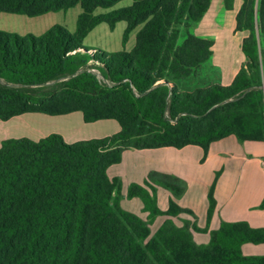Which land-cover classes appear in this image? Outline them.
Returning a JSON list of instances; mask_svg holds the SVG:
<instances>
[{
    "label": "trees",
    "instance_id": "16d2710c",
    "mask_svg": "<svg viewBox=\"0 0 264 264\" xmlns=\"http://www.w3.org/2000/svg\"><path fill=\"white\" fill-rule=\"evenodd\" d=\"M119 1L0 0V13L27 17L81 9L72 33L58 24L38 36L0 31V120L80 111L85 123L113 119L120 127L109 137L71 144L58 134L1 142L0 264H264V256L240 249L264 243L263 230L221 223L207 244L198 245L194 224L171 220L188 210L169 201L160 211L144 187L131 184L126 197L141 200L142 219L119 207L118 182L106 175L128 148L197 145L206 153L210 143L230 135L264 141V57L254 32L264 25V0H240L234 25L248 33L241 41L245 62L231 82L190 91L178 83L210 58L213 41L186 34L177 44L179 26L201 20L211 0H131L128 7L94 14ZM222 1L231 9L232 0ZM120 21L122 44L138 28L130 51L81 48L95 26L113 29ZM208 200L209 215L211 188ZM160 215L168 218L151 233Z\"/></svg>",
    "mask_w": 264,
    "mask_h": 264
},
{
    "label": "crops",
    "instance_id": "0c3cea01",
    "mask_svg": "<svg viewBox=\"0 0 264 264\" xmlns=\"http://www.w3.org/2000/svg\"><path fill=\"white\" fill-rule=\"evenodd\" d=\"M239 68L221 76L217 84L228 85ZM119 130V124L113 119L85 123L80 111L61 115L29 112L0 120V144L10 138L37 141L50 134H58L65 143L71 144L109 137ZM106 175L118 182L114 199L118 196L119 207L133 214V210H139L138 216L142 219L147 213L143 211L141 200L126 197L131 184L150 188L148 193L154 197L160 211L168 208L169 201L188 210L191 214L181 213L171 220L176 226H182L184 221L194 224L198 230L190 232L198 245L207 244L210 232L217 230L221 223L244 222L252 229L264 231V208L260 207L264 200V141L241 142L230 135L210 143L206 153L197 145L128 148L121 152L118 163L106 169ZM162 181L180 187L181 192L175 195L163 190ZM210 188L213 207L208 215ZM120 195L125 201L119 200ZM167 218L160 215L155 220L160 226ZM240 249L246 256H264V243L247 242Z\"/></svg>",
    "mask_w": 264,
    "mask_h": 264
},
{
    "label": "rangeland",
    "instance_id": "374dc122",
    "mask_svg": "<svg viewBox=\"0 0 264 264\" xmlns=\"http://www.w3.org/2000/svg\"><path fill=\"white\" fill-rule=\"evenodd\" d=\"M240 3V0H232V7L227 10L224 8L222 0H211L201 20L194 23L182 22L179 26L180 34L177 39V44L182 42L186 34L209 38L213 41L210 58L200 64L199 67L194 68L192 76L189 79L178 83L180 90L190 91L198 86L219 83L221 76L230 74L235 68L244 64L245 57L241 51V41L248 33L246 31H236L234 25V16ZM130 5L131 0H120L110 8L96 9L94 14L106 13ZM80 11V7L76 5L66 11L49 12L36 17L0 13V31L14 32L18 35H23L24 33L39 34L50 26L58 24L71 33L73 32L71 30L74 29L76 17ZM124 29L125 23L122 21L116 23L113 29H109L106 23H100L86 35L81 43V48L86 50H99L106 54L121 50L130 51L135 44V35L138 28L134 29L129 34L127 41L122 44L121 40ZM254 32L258 40L259 56L264 57V25L261 29L258 28V25H255ZM98 76L100 78L99 74ZM160 186L163 190L166 189L170 193L172 192L163 185ZM144 189L147 192L150 191V188L146 187ZM136 199L134 201H137ZM119 200L125 201L121 195L119 196ZM133 211L137 215L140 214L139 210ZM154 220L150 224L151 231H154L159 226V223H156V220Z\"/></svg>",
    "mask_w": 264,
    "mask_h": 264
}]
</instances>
